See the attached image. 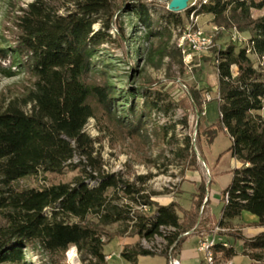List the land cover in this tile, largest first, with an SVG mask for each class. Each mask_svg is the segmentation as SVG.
Instances as JSON below:
<instances>
[{
    "label": "trees",
    "instance_id": "1",
    "mask_svg": "<svg viewBox=\"0 0 264 264\" xmlns=\"http://www.w3.org/2000/svg\"><path fill=\"white\" fill-rule=\"evenodd\" d=\"M114 1L33 0L14 17L13 36L0 41V73L13 76L15 68L28 77L22 102L31 106L27 113L19 107V99L0 104V264H25L24 250L40 264H60L70 246L76 248L81 264H106L100 227L121 221L141 239L162 236L166 242L160 252L141 246L122 251L126 263L136 264L139 256L167 259L169 248L177 254L186 238L181 235L196 222L205 194L201 183L190 210L174 202L161 206L136 185L144 184L149 176L128 183L117 174H103L92 158V140L84 133L89 119H106L123 140L133 141L144 151L151 135L164 141L175 128V124L155 126L156 115L167 119L175 109L189 108L169 92L152 87L117 95L108 81L109 66L95 64L103 48H115L110 34ZM252 10H264V0H208L196 11L197 16H211L217 25L249 34L246 47L230 43L216 51L219 118L211 128H204L205 118L198 117V131L202 130L207 144L220 132L226 133L231 140L227 152L242 164L232 171L231 183L221 193L223 206L216 225L222 229L231 228L242 213L255 216L256 226L264 227V118L258 113L264 107V78L248 57L253 54L264 62V14L253 18ZM128 11L136 14L151 37L169 38L171 28L182 22L178 13L168 10L153 22L145 5ZM97 23L101 28L95 31ZM152 25L156 29L150 31ZM201 93L190 91L198 113L205 104ZM121 98L126 105H119ZM187 121L183 116L178 124L185 128ZM188 150L186 139L179 152ZM76 154L87 162L75 166L84 175L72 185L20 186L25 178L62 174L72 167L67 163ZM108 190L120 195L121 201L151 211L143 215L127 203L114 204L107 197ZM161 227L174 231L163 235ZM213 251L224 258L235 256L233 248L220 243ZM242 254L251 261L263 260L264 231L244 240Z\"/></svg>",
    "mask_w": 264,
    "mask_h": 264
},
{
    "label": "rangeland",
    "instance_id": "2",
    "mask_svg": "<svg viewBox=\"0 0 264 264\" xmlns=\"http://www.w3.org/2000/svg\"><path fill=\"white\" fill-rule=\"evenodd\" d=\"M32 1L0 0L1 42L4 41V36H13L12 23L14 17L21 8H25ZM169 1L115 0L112 9L115 14L114 23L110 30V34L116 41L115 48H103L99 53L98 60L95 59V64L100 65L103 63L109 66L108 81L115 87L117 95H124L127 91L139 93L142 87H152L153 89L169 92L176 100L186 102L189 105L188 109L177 108L169 114L167 119L162 115L154 117L155 126L175 124L173 133L172 130H169L167 140L164 141L161 139L155 140L151 135L150 146L144 148V151H139L137 144L133 141L123 140L116 133L114 127L107 126L106 119H89L84 128V133L92 140V158L98 161L100 171L103 174H117L121 176L123 181L128 183L134 182L138 177L149 176L144 184L138 182L136 185L144 189V194L150 196V201L157 205H168L166 201L168 198L173 199L172 201L174 202L181 193L180 186L185 182L188 172H197L201 176L200 183L205 187V194L196 216V222L187 232L190 235L197 233L200 234L201 238L208 237L215 240L219 237H224L227 241V243H224L227 245L225 248H228V246L233 248L231 243L235 242L239 231L233 227L218 228L216 221L213 220L214 218L210 214L211 209L216 219L219 217V204L216 197L219 194V187L211 184L213 179L212 168L216 165L217 159L221 157L220 154L230 146V140L227 134L220 132L211 145L207 144L202 130L201 132L200 130L198 131V117L203 116L205 118L204 128H211L218 121L216 68L218 59L216 51L230 43H234L230 40L234 28L227 29L224 25L215 24L211 16H198V25L207 33L213 35L216 47L207 53L193 56L191 61L186 64L181 51L173 39V28H171V36L169 38L151 37L149 30L139 22L136 14L128 11L134 6L145 5L150 18L153 22H156L166 14ZM263 14L264 10H252L251 12L253 18ZM178 15L182 21L179 25H185L186 11L180 12ZM99 28H101L99 23L93 27L95 31ZM214 28H217L218 31H215ZM155 29L156 26L152 25L150 31ZM237 32L243 42L234 44L237 48L246 47L248 41L246 36L248 33H242L238 30ZM2 44L6 45L5 42ZM248 57L254 68L264 78V62L261 63L253 54H248ZM5 65L7 67L8 63ZM11 71L14 72L13 76L0 73V104L4 105L19 99L17 101L19 107L24 112L30 113L31 106L24 105L22 102V97L29 86V79L15 68H12ZM232 72L233 74L236 73L235 67L232 68ZM191 90H201L202 92L201 99L205 104H203L201 113H198L197 107L191 100ZM207 96H209L210 100L207 99ZM119 105H126L122 98ZM260 115L264 118V111H260ZM183 116L188 118L187 127L185 128L178 124V121ZM186 139L189 140L188 153H181L179 149L184 147ZM75 157L76 160L74 162L71 160L70 163H67L72 165V167L66 169L62 174H39L36 177L23 179L20 181V186L41 189L52 184L72 185L75 179L84 175L81 173V168L75 166H82L87 162L79 154H76ZM228 159V157L223 158L218 167H228L230 163ZM192 189L193 186L190 183L184 184L182 197V205L184 207H187L189 202H191L192 207V202L196 199L197 191L190 195ZM107 197L114 204L125 205L127 203L133 206V211L138 214L147 215L151 211L150 208L141 210L132 202L121 201L119 199L120 195L113 193L112 190L107 191ZM178 207L182 209L179 205ZM178 214L183 217L182 213L178 212ZM91 220L96 222L94 218ZM256 223L252 226H256ZM100 230L102 233L101 239L104 243V254L106 257L110 256V259L105 260L106 264H128L121 258L120 253L126 249L131 250L136 246H141L145 249L148 247L151 249H163L160 241L143 243L142 239L134 234L133 228L125 221L101 226ZM220 244L222 245L223 243L220 242ZM73 247L70 246L67 249L60 264H81L77 250L76 260L71 253L70 257L73 262L68 257V252ZM240 247L242 248V245L239 243L235 245L236 250H239ZM23 253L25 264H40L37 257L28 252V250H24ZM174 254L177 255L176 252ZM165 260L166 264H168V258ZM238 261L243 262L245 260L240 258ZM261 262L264 264V260ZM136 264H161V262L158 258L139 256Z\"/></svg>",
    "mask_w": 264,
    "mask_h": 264
},
{
    "label": "crops",
    "instance_id": "3",
    "mask_svg": "<svg viewBox=\"0 0 264 264\" xmlns=\"http://www.w3.org/2000/svg\"><path fill=\"white\" fill-rule=\"evenodd\" d=\"M246 39L247 40L249 39V34H247ZM217 82H218V77H217ZM258 113L260 114V112H258ZM229 140H230V138H229ZM230 146H231V140H230ZM228 148L220 154L221 157L217 159L216 165L212 168L213 179H212L211 184H214V185L219 187V190H218L219 194L216 195L217 200H218V204H219V217H218V219H216L214 214H212V211H211L209 205H208V208L210 209V214L214 218L213 220L216 221V224L220 219L221 208L223 206L220 194L231 183V180L233 177L232 171L234 169L240 168L242 166V164L239 161H237L235 158H233L231 156V154L229 152H227ZM226 157L229 158L228 159L230 161L229 166L228 167L226 166L225 168L218 167L220 165L219 163H221V160L223 158H226ZM200 181H201V176L197 172H188L187 176L185 177V182L182 183L180 186L181 193L177 196V198L174 201L183 210L188 211L191 209V202H189L187 207H184L182 205L184 184L190 183L193 186V189L190 192V195H192L196 191L198 185L200 184ZM190 195H189V197H190ZM208 199H209V197H208ZM172 200L173 199L168 198L166 200L167 204L173 202ZM189 200H190V198H189ZM178 216L180 218H182L179 214H178ZM256 222H257V218L255 216L249 214V213H242V215L239 218H236L232 221L231 227H233L239 231V233L236 235L235 242L231 243L232 247L235 251V256H233L231 258H224L222 256V253L217 252V253H215V264H225L227 261H231V264H242V263L243 264H262L261 261H259V262L251 261V260H249L248 257H246L242 254L244 240L250 239V238H252V237H254V236H256L259 233L264 231V227L252 226ZM200 239H201L200 234H197V233L191 234L185 238L184 243L181 245V247L177 253V258L179 259L180 264H206L203 261L202 256L200 255V253L197 250L198 242L200 241ZM216 241L218 243H220V242L221 243H227V241L225 240L224 237H219ZM237 243L242 245V248L240 247L239 250H236V248H235V245ZM228 248H229V246H228ZM154 258H158L160 260L161 264H166V260L163 257L155 256ZM238 258L239 259L242 258L245 261H243V262L238 261L239 260Z\"/></svg>",
    "mask_w": 264,
    "mask_h": 264
},
{
    "label": "built area",
    "instance_id": "4",
    "mask_svg": "<svg viewBox=\"0 0 264 264\" xmlns=\"http://www.w3.org/2000/svg\"><path fill=\"white\" fill-rule=\"evenodd\" d=\"M207 2L208 0H189L187 3L188 5L187 11L189 12L186 18L185 25H177L172 29L173 39L176 42V46L181 51L184 58V62L186 64H188L191 61L193 56L207 53L208 51L216 47L213 39V35L207 33L198 25V16L196 15L197 9H199L202 5H205ZM214 30L218 31L217 28H214ZM230 40L231 42L238 44H241L243 42V39L239 36L236 29L233 30ZM249 52L250 50L247 51V53ZM259 61L261 63L263 62L261 60ZM207 99L210 100L209 96H207ZM262 111H264V107ZM71 160L74 162L76 160V157L74 156ZM71 160L68 161V163H70ZM147 208H148L147 206H139V209L141 210H146ZM160 231L164 235L168 232L174 231V229L161 227ZM189 235L190 233L186 232L181 236L187 237ZM148 241L149 240L142 239L143 243H148ZM153 241H160L163 246L166 245L165 239L162 236H155L153 240H150L151 243ZM217 243L218 242L214 238L210 239L208 237H203L198 242L197 250L206 264H215V253L213 251V247ZM222 245L224 247H227V245L224 243ZM147 250L157 251V252L161 251L160 249H154V248L151 249L150 247H148ZM70 253L72 254L73 258L76 260L77 257H76L75 247H73L72 250L68 252L69 254L68 257L71 260ZM108 259H110V256L108 257L105 256V260ZM168 264H180L177 255H175L174 252L172 251V247H170L168 250ZM225 264H231V261H227Z\"/></svg>",
    "mask_w": 264,
    "mask_h": 264
},
{
    "label": "water",
    "instance_id": "5",
    "mask_svg": "<svg viewBox=\"0 0 264 264\" xmlns=\"http://www.w3.org/2000/svg\"><path fill=\"white\" fill-rule=\"evenodd\" d=\"M189 0H170L167 5V10L172 13H180L187 11Z\"/></svg>",
    "mask_w": 264,
    "mask_h": 264
}]
</instances>
